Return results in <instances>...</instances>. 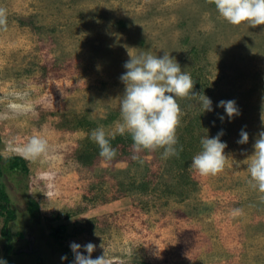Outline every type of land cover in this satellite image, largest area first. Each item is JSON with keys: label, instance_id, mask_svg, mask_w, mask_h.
Wrapping results in <instances>:
<instances>
[{"label": "rangeland", "instance_id": "obj_1", "mask_svg": "<svg viewBox=\"0 0 264 264\" xmlns=\"http://www.w3.org/2000/svg\"><path fill=\"white\" fill-rule=\"evenodd\" d=\"M0 8L8 17L0 151L24 156L33 135L49 143L41 157L24 156L28 174L2 179L16 211L13 264H70L61 257L72 242H93L92 257L111 264H264V192L246 164L264 131V24H231L214 0H0ZM146 51L174 56L213 110L199 96L178 98V156L158 148L133 160L127 141L105 161L91 131L115 129L124 64ZM229 99L241 111L233 119L219 106ZM241 129L247 143H238ZM221 130L225 168L201 175L190 167L201 136ZM30 197L40 202L39 220L28 213ZM4 224L0 215V258Z\"/></svg>", "mask_w": 264, "mask_h": 264}, {"label": "clouds", "instance_id": "obj_2", "mask_svg": "<svg viewBox=\"0 0 264 264\" xmlns=\"http://www.w3.org/2000/svg\"><path fill=\"white\" fill-rule=\"evenodd\" d=\"M219 14L229 23L239 25L242 22L248 25L264 24V0H214ZM8 17L5 9L0 8V30H6ZM131 58L125 62L126 72L120 79L125 84V90L120 100L121 119L115 129L108 131L103 125L93 129L90 138L99 146L100 156L105 161H111L117 156L118 149L111 143L117 134H130L134 149L133 160H139L144 150L163 148L165 158L176 155L182 150L179 148L177 127L181 119L180 97L199 96L204 111H212V100L203 93L193 91L194 81L191 74L184 71L170 53L165 52L158 56L150 51L138 55L130 54ZM229 119L240 115L241 111L235 100H220ZM223 115L221 119H223ZM223 130L216 136H201V151L193 156L190 167L201 175H215L221 172L226 165L228 156L225 153L227 143L221 140ZM249 133L241 129L238 143H247ZM254 153L246 159L250 171V182L253 187L264 192V131H261L254 144ZM49 150L48 140L41 135H33L20 149L27 158L36 159ZM74 260L70 264H111L105 255L92 257L96 248L93 242L81 245L72 242L70 245ZM84 248L87 255L81 251ZM67 260V255L61 257ZM0 264L7 261L0 258Z\"/></svg>", "mask_w": 264, "mask_h": 264}, {"label": "trees", "instance_id": "obj_3", "mask_svg": "<svg viewBox=\"0 0 264 264\" xmlns=\"http://www.w3.org/2000/svg\"><path fill=\"white\" fill-rule=\"evenodd\" d=\"M1 141V136H0ZM127 141H132L130 134L120 135L117 134L115 139H112L111 143L115 147L116 145H119V143L124 142L126 145ZM22 172L23 174H28L29 172V166H28V160L21 155H15L11 157H5L0 151V215L5 216V224L2 228L3 236L6 238V242L4 244V257L7 261V264H13V256L14 254V246L12 243L13 234L10 232V229L8 227V222L16 217V211L11 208V198L10 195L6 189V186L3 182V177L6 173H12V172ZM27 210L32 218V221L34 219L39 220L41 218V205L40 202L33 197H30L27 202ZM59 218L60 215H57ZM65 230V225H60L58 227V233L63 232ZM57 233V235H58ZM23 235V233H20ZM65 254L67 255L68 262L73 260L74 253L72 249L65 245Z\"/></svg>", "mask_w": 264, "mask_h": 264}]
</instances>
